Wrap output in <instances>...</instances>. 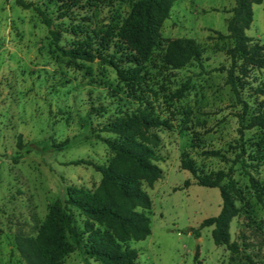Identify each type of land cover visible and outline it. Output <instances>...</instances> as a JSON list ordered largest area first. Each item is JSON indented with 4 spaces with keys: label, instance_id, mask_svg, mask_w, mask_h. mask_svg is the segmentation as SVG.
Returning <instances> with one entry per match:
<instances>
[{
    "label": "rangeland",
    "instance_id": "rangeland-1",
    "mask_svg": "<svg viewBox=\"0 0 264 264\" xmlns=\"http://www.w3.org/2000/svg\"><path fill=\"white\" fill-rule=\"evenodd\" d=\"M51 18L65 48L83 45L93 53L113 55L124 69H136L141 78L127 84L115 69L97 59L68 61L56 50L49 26L36 11L18 0H0V264H25L14 236H35L51 205L63 204L66 188L93 192L101 174L93 166L74 164L84 158L108 163L113 154L95 135L109 121L124 113L148 107L167 124L153 128L159 137L155 163L162 174L152 185L142 182L151 207L150 234L127 245L137 250L134 264H264V208L250 187L248 175L233 159L240 152L238 128L243 104L227 83L233 46L227 30L235 0H173L169 16L159 29L158 44L144 62L126 59L118 29L133 0H23ZM253 18L246 34L263 47L264 0L253 4ZM176 38L193 39L201 50V64L191 60L181 67L168 65L166 44ZM239 97L247 105L245 119L264 111V67L237 62ZM66 138L62 150L44 152L40 146ZM248 163L259 149L264 153V131L244 130ZM260 143V146L258 145ZM259 146V147H258ZM218 151L219 155L206 151ZM22 152L20 157H17ZM186 153L203 174L226 171L233 165L235 187L228 188L240 212L231 217L229 232L239 251L231 252L213 242L212 226L201 221L219 213V188L198 185L181 167ZM248 171L264 185V162ZM81 222L83 217L75 210ZM198 229L196 234L192 229ZM65 264H95L75 249Z\"/></svg>",
    "mask_w": 264,
    "mask_h": 264
},
{
    "label": "trees",
    "instance_id": "trees-1",
    "mask_svg": "<svg viewBox=\"0 0 264 264\" xmlns=\"http://www.w3.org/2000/svg\"><path fill=\"white\" fill-rule=\"evenodd\" d=\"M262 0H235L232 15L227 21V30L233 40V46L227 49L230 66L227 69V83L236 98L243 104L240 115L239 146L240 152L233 159L240 162L248 175L250 187L257 200L264 208V185L248 171L247 167H256L264 162V153L255 150L249 157L255 163H248L243 154L244 130L259 127L264 131V111L254 113L245 119L247 105L239 97L240 77L235 75L237 62L251 63L259 68L264 67L263 47L252 42L246 34L253 18V4ZM24 8L32 7L41 21L49 26L56 50L75 64L77 60L93 61L95 59L112 66L118 78L127 84L138 82L141 75L136 69H124L113 55L106 56L93 53L79 44L65 48L59 44L60 34L53 28L52 20L45 12L33 3L18 0ZM173 0H133L127 16L123 19L117 33L120 46L128 52L126 59L132 62L146 61L158 44L159 29L169 16ZM164 58L168 65L181 67L191 60L201 64V50L193 39L176 38L169 40L165 47ZM256 92L264 94V87H257ZM167 122L154 114L148 107L124 113L109 121L99 132L115 134V137L99 138L113 154L108 163H96L90 159H76L74 164L93 166L101 174L99 185L93 192L75 186L66 188V198L61 203L51 205L49 213L35 236L18 233L14 236V244L25 264H65L64 257L75 249L87 258L94 259L95 264H134L137 250L130 248V240H143L150 234V218L142 210L151 207V199L142 188V182L152 185L161 177L162 169L155 163L159 159L155 146L159 137L151 132L153 128L166 125ZM47 152L51 149L62 150L70 144V139L52 141L40 146L38 141L21 144ZM260 146V143L258 144ZM258 146V147H259ZM207 154L219 155L218 151H206ZM22 152L17 157H20ZM181 167L191 173L196 183L201 186L219 188L222 205L215 216L203 219L199 228L212 226L211 236L216 245H224L231 252L240 249L237 242L231 240L229 221L240 212L227 187L221 184L225 178L228 186L234 188L233 165L226 171L218 170L203 174L199 172L193 160L186 153L181 158ZM79 216L83 217L80 222ZM192 229L196 234L198 229ZM251 264H255L251 261Z\"/></svg>",
    "mask_w": 264,
    "mask_h": 264
}]
</instances>
